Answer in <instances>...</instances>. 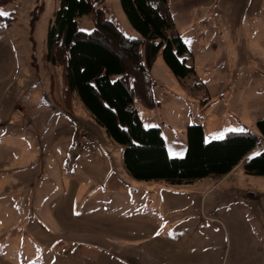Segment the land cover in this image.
<instances>
[{
  "label": "rangeland",
  "instance_id": "374dc122",
  "mask_svg": "<svg viewBox=\"0 0 264 264\" xmlns=\"http://www.w3.org/2000/svg\"><path fill=\"white\" fill-rule=\"evenodd\" d=\"M0 21V264H264V175L243 161L193 184L138 181L45 61L60 0H6ZM139 37L119 0H96ZM194 74L176 75L162 50L149 74L156 105L135 107L183 158L188 128L204 141L264 120V0H168ZM77 27H94L90 15Z\"/></svg>",
  "mask_w": 264,
  "mask_h": 264
},
{
  "label": "trees",
  "instance_id": "16d2710c",
  "mask_svg": "<svg viewBox=\"0 0 264 264\" xmlns=\"http://www.w3.org/2000/svg\"><path fill=\"white\" fill-rule=\"evenodd\" d=\"M131 37L105 17L96 0H60L49 20L45 61L61 68L64 103L75 96L109 141L123 147L122 162L138 181L166 185L193 184L208 176L222 178L243 161L247 174L264 175V120L257 130L228 131L204 141L201 126L188 128L183 158L168 156L159 128L143 126L135 107H154L149 74L158 53L176 77L194 74L190 51L177 32L168 0H119ZM10 1L0 0V5ZM90 15L93 29L80 30L77 18ZM13 16H1L9 26Z\"/></svg>",
  "mask_w": 264,
  "mask_h": 264
},
{
  "label": "snow or ice",
  "instance_id": "6c2138e0",
  "mask_svg": "<svg viewBox=\"0 0 264 264\" xmlns=\"http://www.w3.org/2000/svg\"><path fill=\"white\" fill-rule=\"evenodd\" d=\"M6 13H4V12H2V11H0V15H5Z\"/></svg>",
  "mask_w": 264,
  "mask_h": 264
}]
</instances>
